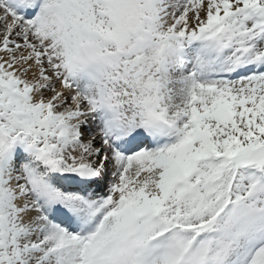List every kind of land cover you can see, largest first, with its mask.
<instances>
[{"label":"snow or ice","instance_id":"1","mask_svg":"<svg viewBox=\"0 0 264 264\" xmlns=\"http://www.w3.org/2000/svg\"><path fill=\"white\" fill-rule=\"evenodd\" d=\"M0 264H264V0H0Z\"/></svg>","mask_w":264,"mask_h":264}]
</instances>
